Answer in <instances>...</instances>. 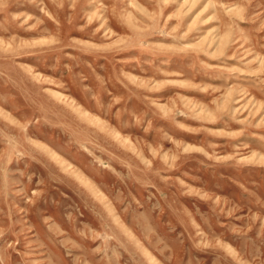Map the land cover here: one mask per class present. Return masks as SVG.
Here are the masks:
<instances>
[{"label": "rangeland", "instance_id": "1", "mask_svg": "<svg viewBox=\"0 0 264 264\" xmlns=\"http://www.w3.org/2000/svg\"><path fill=\"white\" fill-rule=\"evenodd\" d=\"M0 264H264V0H0Z\"/></svg>", "mask_w": 264, "mask_h": 264}]
</instances>
